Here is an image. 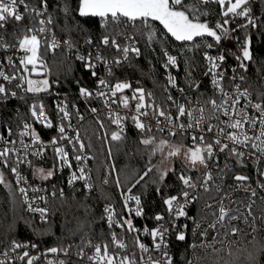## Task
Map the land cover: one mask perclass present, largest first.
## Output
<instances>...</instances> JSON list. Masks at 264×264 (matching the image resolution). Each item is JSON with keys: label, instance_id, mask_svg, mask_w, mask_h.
Masks as SVG:
<instances>
[{"label": "snow or ice", "instance_id": "obj_1", "mask_svg": "<svg viewBox=\"0 0 264 264\" xmlns=\"http://www.w3.org/2000/svg\"><path fill=\"white\" fill-rule=\"evenodd\" d=\"M217 4L222 8L221 19L210 23L206 18L209 12L206 8L211 4ZM23 8V12L20 9ZM49 0H38V3H29V0H0V50L7 52L15 49L18 53H23L19 57L20 68L11 75L7 74L4 69L3 62H0V80L11 84L16 81L15 87L22 90L23 95H19L17 91H13L6 87L5 83H0V103H6L8 100L16 98L25 100L26 96H31V102L28 103V120L18 125L19 131L15 133L16 139H9L14 135L11 126H4V131H0V184H6L4 169L15 175L17 184L22 181L26 182L19 168L25 165L34 170V175L43 181H48L55 174L63 171L65 167L72 168V162L69 159V151L67 146L62 145V141H67L72 151V159L78 165L77 171H72L68 178V184L74 185L77 181H83L84 187L89 191L92 185L88 182L90 177L86 172L84 164L88 157L83 153L85 144L80 138V132L74 130L70 135L69 130H73L71 123L72 113L69 112L67 100L57 102L56 112L59 117L55 127L58 130L59 137H53L50 142L45 143L37 133L35 125H40L45 129L54 127L51 110L45 104L41 94L51 95L49 79L46 74H50L47 62L41 54L42 41L45 52L54 53L61 45L57 41L52 25L56 23V17L52 14ZM56 11L63 14L65 19V29L70 34L74 30L68 25L69 20H74L73 12L82 18H98L100 27L104 29V33L99 38V44L93 40L90 33L87 32L79 23L75 24V30L86 33L83 43L92 50L86 54L80 53L76 43L71 36L63 44L71 52L75 49L76 60L80 61L84 68L90 71L92 77L97 79V89L89 90L87 87H79V95L85 102L92 99H101L105 107L109 109L108 116L112 123L120 127L119 131L111 134V140L120 141L123 139L121 133L124 132L122 121L129 117L121 116L119 113L113 112L112 105L119 104L123 108L129 109L130 97L121 95L117 99L118 93H124L125 90L131 89V100L136 101L134 106L135 115L130 118L134 127L141 133H151L153 131L150 124H146L141 117L149 115L147 109H151L152 114L156 116V130L164 132L167 130L170 137L176 136L177 132L183 137L188 130H193L191 146L173 143L167 139H157L154 135L142 138L140 143L145 146H153V153H165V159L178 157L183 153L184 159L187 161L186 167L189 172H197L199 175L193 178L190 174L180 172L178 180L182 188L176 195L168 196L163 200L166 205V212L169 218V227L161 223L158 227L149 229L147 226L143 228L142 234L151 238V245L141 240V230L137 229L131 216L142 217L144 215L141 206V197L130 195L132 189L128 188L129 195H125L122 191L121 195L125 196L124 206L127 216L121 214L116 216L112 206H105L101 219H106L109 229L113 227L126 231L132 236L130 250L129 242L123 237H118L115 231L111 232V251L107 242L93 243L90 238H81L78 245L71 243L66 246H56L48 248L44 253L32 255L28 248H36V244H26L12 241L10 251L15 253V260L23 262V264H36L41 259V255L47 257L48 254H54L57 259L46 260V264H72L68 259H59V256L69 257L72 253L77 259L76 264H173V257L169 254V244L166 236L170 229H176V221L188 214L185 211L186 206L199 197L192 195L189 191L197 189L199 186L204 192H211L215 189V196L219 199L214 204L206 205L213 209L210 215L212 220L206 221L204 224L196 223V229L199 230L202 238H207L209 231L212 232V238L217 239L221 235L225 237L247 238L251 236V249H243L246 252L247 264H261V257L264 256V241L257 239V234L261 230V225L257 221L264 222V215H256L253 213V200L247 203L237 201L232 198L230 186L224 184L225 177L228 173L232 175L228 178L232 179L235 187L250 192L251 197H256L255 189L251 188L249 182L250 177L243 174L234 173L230 165L225 164L224 168L219 167V154L225 153L228 158L232 159L239 168H246L245 159L251 160L254 164L259 165L264 160V90L252 89L251 85L242 87L246 84L248 77L240 75L238 72L247 73L249 71V62L254 61L252 50L251 36L246 35L242 42L241 54L235 58L238 66L231 69L223 67L227 57L223 53L219 55H210L208 51L203 52L205 61V70L203 75L211 78L213 96L206 100H201L200 95L193 101L185 94V88L180 87L177 78L171 74L174 69H179L178 56L170 54L168 47L169 41L181 42L183 51H192L193 49H213L219 46L222 40L229 38L239 40L238 37L232 36V33L239 28L248 29L249 27L256 29L262 25L257 18L253 16L250 7V0H79L78 5L74 8L72 0H58ZM28 18L32 25L25 29H18L21 35L12 34L15 43H9L6 39L7 27L15 22L20 23ZM237 18L246 20L245 24L238 25L237 28H230V22ZM155 22L163 26L162 32L155 27ZM145 45H159L160 51L165 58L163 68L168 70L166 91L175 89L184 98L186 103H178L170 94L167 100L176 106L175 117L170 111L155 105L154 103H146V96L152 97V93L145 92L142 87L133 88L130 82H116L109 84L108 80L98 75L97 68L102 65L105 69L106 76L113 75L112 65L121 66L124 62L129 61V55L135 58L141 56L140 40ZM190 45V47H189ZM111 47L115 49L118 56L109 60L99 50L100 48ZM153 51L156 49L153 48ZM7 64L9 68L16 69V64L12 56H7ZM186 63L191 61L186 58ZM230 73V74H229ZM30 74L43 77L42 79H32ZM192 72L189 70L185 75L187 88L193 92H197L201 85L193 80ZM264 79V77H261ZM58 83V82H57ZM80 82L77 81V84ZM230 89V90H229ZM218 97V99H217ZM255 97V98H253ZM195 104V107L191 105ZM77 113V119L83 120V116L79 115V109L75 104L72 105ZM92 113H97L96 107H91ZM19 115V114H18ZM43 116L45 119H41ZM160 118H163L162 120ZM182 118L187 123L182 122ZM216 120V124L210 121ZM67 122V123H66ZM167 127H161L165 124ZM101 127L103 123L101 122ZM199 131L200 135L195 133ZM205 132L213 133L209 141L205 139ZM27 138V140L25 139ZM19 143L20 147H16ZM51 147L54 153V161L52 167L45 169L39 163H33L29 156L43 159V153ZM210 165L215 166L217 176H213V170ZM201 169L203 171L201 172ZM152 169L149 168L144 175H148ZM175 171V169H171ZM169 174V170H163L160 173V180H164ZM257 176L264 179V170L257 168ZM144 177L141 176L140 180ZM140 180H137L138 184ZM220 182L217 183L216 181ZM107 183V181H105ZM117 186L120 185V179H116ZM135 187V185H132ZM258 187L264 189V183L258 182ZM55 188V186H53ZM228 189V190H226ZM33 192L41 191V189L32 188ZM29 189L20 187L19 192L23 194L24 202L28 206V210L40 214L41 219L47 222L48 209L41 207H33V203H29L27 195ZM60 195L63 196V189H60ZM160 189L157 188V192ZM53 190L50 195L56 196ZM39 199L47 203L45 196H39ZM264 200V197H261ZM129 201H134L135 209L128 207ZM227 201V204L225 203ZM243 203L244 211L241 210L239 204ZM235 205L236 207H232ZM154 219L158 222L165 220L163 214H156ZM192 219V218H190ZM243 222L244 228L240 227L239 222ZM187 228V225H184ZM250 229V231H248ZM78 231H83V224L78 225ZM70 235L76 232L70 230ZM176 239L184 241L186 233L177 230ZM232 241H229L231 245ZM204 245H200L203 247ZM191 247L196 248L193 244ZM211 247V244H209ZM23 249V251H19ZM73 249L75 251L73 252ZM91 249V251H86ZM139 253V257H137ZM152 253H157L153 256ZM231 255V253H229ZM0 264H15V261L9 258V250L0 252ZM188 264H194L189 261Z\"/></svg>", "mask_w": 264, "mask_h": 264}, {"label": "trees", "instance_id": "obj_2", "mask_svg": "<svg viewBox=\"0 0 264 264\" xmlns=\"http://www.w3.org/2000/svg\"><path fill=\"white\" fill-rule=\"evenodd\" d=\"M29 2L36 4L38 0H29ZM57 2L58 0H49V10L56 17V23L54 24L56 35L64 41L71 36V39L82 53L92 50L83 43L87 34L76 31L75 24L79 23L87 29L96 44H99V38L104 33V29L100 27L98 19H82L76 12H73L74 20L67 22L74 29L70 34L68 31L62 30L65 29V19L62 13L56 11ZM78 3L79 0H72L74 8ZM250 7L253 16L264 18V0H250ZM206 10L209 15L202 19H207L212 24L221 19L222 8L219 5L213 3ZM27 22L26 20L9 24L6 39L11 43H15L12 34L21 35V31L17 30L27 28ZM245 23V19L238 18L235 22L231 21L229 27L237 28L238 25ZM258 23L264 25V19L258 20ZM155 27L159 32H162L163 28L159 24L155 23ZM246 35L251 36L252 39L254 61L249 63L247 73L242 72V75L248 77L243 87L251 85L252 89L264 90V81L261 79L264 73V26L256 29L251 27L248 29L239 28L232 33V36H238L243 41ZM231 39L222 40L221 44L213 49L201 47L192 51H183L180 43L169 41L166 47L179 58L180 68L177 78L179 85L185 88V92L195 98L202 93L200 95L202 101L210 96L208 77L203 75L205 70L203 52L223 53L229 60H232L234 55L237 54V50L233 42L234 39ZM139 46L141 47V56L139 58L131 57L128 62L119 67H114L111 78L138 79L145 92L152 93V97H146L166 108L162 67L163 54L160 47L159 45L147 46L142 39ZM153 48L156 50L153 51ZM99 50L108 59L118 56L115 49L111 47L100 48ZM41 54L47 62L48 69H50V74H46L48 79L51 82H58L56 90L61 92L71 108L75 104L80 112L87 115L91 107L100 104V101L95 99L85 102L80 98L79 87L83 86L93 90L97 87V79L92 77L90 71L86 70L80 61L76 60V52L69 53L63 47L56 49L54 53L45 52L42 41ZM186 58L191 61L190 64L185 62ZM189 70L192 72L191 78L201 85L197 92L187 88L185 75ZM97 71L101 77L99 66ZM77 81L80 83L77 84ZM41 95L45 102L52 107L50 95ZM25 100L31 102V96H26ZM25 100L10 99L6 103H0V112L6 122L14 126L21 123L23 119L28 120V103ZM100 115L103 119V127L95 118H87L82 125L84 140L92 157L97 193L88 195L83 191L69 190L64 196L58 195L52 198L49 219L47 222H41L24 212L17 194L0 185V248L8 246L14 240L17 242L36 240L51 247L66 246L69 243L78 245L85 233L87 234L85 238H90L95 242H108L109 231L105 225V220L101 219L104 216L103 208L107 204H114L120 214H125L126 210L121 192H127L128 188H131V192L141 197L144 217L148 221L154 220L155 215L158 213H166V205L163 200L181 191L182 185L178 180V174L182 171L187 174L188 167L181 162H177L172 168L175 171L170 170L168 176L161 181L160 173L163 170L154 167L153 146H145L140 141L146 136L154 135L157 142L160 139H172L191 146V140L186 136L181 137L180 134L170 137L168 134L156 131L153 128L151 133L141 134L134 127L133 121H127L122 135L123 139L113 141L109 138L110 133L113 131L112 123L103 114ZM149 168L152 171L145 176L144 173ZM108 174L110 176L107 183H104L103 178ZM141 176L144 177L142 180H140ZM117 177L120 179L119 186L116 184ZM137 180H140L138 184L136 183ZM132 185H135V187H132ZM157 188L160 189L159 192H157ZM80 224H83L82 232L78 231V225ZM70 230L76 232V234L70 235ZM128 238L131 244L132 236L129 234ZM173 243L180 264H185L191 249L190 237L187 236L184 241L174 240ZM251 247V243H246L241 247L221 248L210 253L198 254L196 264H247L246 252L243 249H251ZM67 259L72 264H76L75 257L69 256ZM261 264H264V256L261 257Z\"/></svg>", "mask_w": 264, "mask_h": 264}, {"label": "built area", "instance_id": "obj_3", "mask_svg": "<svg viewBox=\"0 0 264 264\" xmlns=\"http://www.w3.org/2000/svg\"><path fill=\"white\" fill-rule=\"evenodd\" d=\"M29 3H32V2H29ZM20 11L23 12V8H21ZM237 19H235L233 22H235ZM26 20L29 22V23L27 22V27H30L32 25V22L27 17L25 18L24 21H26ZM51 27H52V29L55 32L54 25H52ZM55 36H56L57 41L61 45L57 49H60V48L63 47V48H66V50L70 53V51L67 49V47L63 44L64 40L59 38L56 35V32H55ZM235 37H238V36H235ZM233 42H234L235 46L239 50H241L243 40H241L239 38V40L234 39ZM9 43H11V42H9ZM71 52H76V51L74 49ZM208 52H209L210 55H214V56L220 54V53L215 52V51H208ZM80 53H82V52H80ZM86 53H82V54H86ZM170 54L175 55V54H173L171 52H170ZM240 54H241V51H240ZM240 54H235L234 55V59H232V60H229V58H227L225 63H224V65H223V67H225L227 69H231L233 67H237L238 66V61L236 60L235 57L237 55H240ZM22 55H23V53H18V52L15 51V49H10L7 52H5L3 50H0V62H3L4 69H5L7 74L11 75L14 71H16L17 69L20 68L19 57L22 56ZM7 56H12L13 57V61L16 64V69L9 68V66L7 64V59H6ZM131 57H134V56L132 54H130L129 55V60H130ZM109 60H112V59H109ZM126 62H128V61H126ZM178 62H179V59H178ZM203 62H204V65H205L204 58H203ZM164 63H165V58L163 57L162 65ZM99 67H100V70H101V77L106 78L108 80L109 84H115L116 82H130L132 84L133 88L141 87V82L138 79L128 80V79L111 78V76H106L105 69H104V67L102 65H100ZM114 67H119V66L112 65V68H114ZM163 71H164V94H165V101H166V108H164V109L170 111L171 114L173 115V117H175L176 106L173 105L170 101L167 100V95L169 94V92L177 100L178 103H186V101L181 96V94L178 91H176L175 89H170L169 88V90L166 91V86H167V83H168V81H167L168 70L163 68ZM178 72H179V69H174V70L171 71V74L177 78V73ZM238 72H239L240 75H242V71H239V69H238ZM39 77H41V76H37L35 74H30V78H32V79H36V78H39ZM263 77H264V73H263ZM177 81H178V78H177ZM263 81H264V79H263ZM0 83H5L6 87L10 88L13 91H17L18 96L19 95H23L22 90L15 87V85L17 83L16 81H13L11 84H7L6 82H3L2 80H0ZM49 83L51 85V88H50L51 95H50V97L52 99V107H50L47 104V102H45V104L51 110V117H52V121H53L54 127L51 128V129H45V128L41 127L40 125H35L37 133L40 135L41 139L45 143L50 142L53 137H57V138L59 137L58 130L55 127V125L59 121V117L57 115L55 105H56L57 102L65 100V98L63 97L61 92L56 90L57 83L55 81L51 82L50 80H49ZM208 86L210 88V96H213L214 93H213V89H212V85H211L210 76L208 77ZM242 87H243V85H242ZM96 89H97V87L94 88L92 91H95ZM185 94L187 95V97H189L193 101L196 99L193 95H191V94H189L187 92H185ZM43 95H45V94H43ZM121 95H128L130 97V107H129V109H125V108L122 107V105H119V104H113L111 110L113 112H115V113H119L121 116L129 117L128 119H124L122 121V127L124 128V131H125L126 122L127 121H132L130 117L132 115L136 114L134 112V106H135L136 101H132L131 100V95H132V90L131 89L125 90L124 93H122V94L118 93L117 94V99ZM46 96H47V94H46ZM210 96H208V97H210ZM14 99H16V98H13L11 100H14ZM217 99H218V97H217ZM95 100L100 101V104L96 106V108L98 109V112L97 113H92L90 111V109H89L88 114L85 115L84 113L79 111V115L83 116V120H78L77 119V113L75 112V110L73 108L70 107V105L68 103V105H69L68 110H69V112L72 113L71 123L73 125V130H69V134L71 135L74 130H78L80 132V138L85 144V149H84L83 153H78V154H84V155H86L88 157L86 164H84L82 166L85 167L86 172L89 174L90 179H89L88 182L93 186L91 191H89L87 188L84 187L83 181H77L74 185H69L68 182H67L68 178L70 177L71 172L72 171H77V169H78L77 163L75 162L74 159H72V151H71L70 146L67 145V141H62L61 143H62V145L67 146V148H68L69 159L72 162V168L68 169L67 167H65L63 169V171L58 172L57 174H55L53 176V178H51L48 181H43V180L38 179L34 175V170L33 169L28 168L25 165H21L19 170H20L21 174L24 177H26V182L22 181L20 184H17L16 180H15V175L10 173L8 171V169H6V168L4 169L6 184H1V185L7 187L11 191H13L15 194H17V196L20 199L22 208H23L24 212L27 215H29L31 217H34V218L38 219L41 222H44L41 219V216H40L39 213L32 212V211L28 210V206L24 202L23 194H21L19 192V188L20 187H25V188L29 189L27 195L29 197V203H32L33 200H34L33 207L47 208L49 210L48 211V215H47V220L49 219V216H50V201H51L52 198H54V197H52L50 195V193L53 190H55L56 193H57L55 197L60 195V191H59L60 189H63V196L69 190H74V191H77V192L83 191V192H85L88 195H92L94 193H97L98 189H97L96 181H95V178H94V171H93V166H92V157L90 155V152H89L88 147H87V145L85 143V140H84V136H83V133H82V125H83L84 121L87 118H90V119L95 118L96 121L101 123L103 121V119H102L100 114H103L111 123H112V121L109 119V116H108L109 109L103 105L102 100L101 99H95ZM146 103H154L155 105H158V106L162 107L161 104H158V102H154V100H150L147 97H146ZM191 106L195 107L196 105L193 104ZM147 110L149 111V115L146 116V117H141V120L144 121L146 124H150L152 126V128L154 130H156L157 118H156L155 115L152 114V111H151L150 108L147 109ZM41 119L43 120L45 118L43 116H41ZM160 119L162 120L163 118H160ZM25 120L26 119H23V121H25ZM182 122L187 123V121L184 120V118H182ZM210 122L212 124H216L217 123L216 120H211ZM21 123H19V124H21ZM19 124L14 125V126L9 124L8 122L5 121L3 115L0 112V131H4V126L5 125L11 126L12 129H13L14 135L12 137H9V139H16L17 138L15 136V133L17 131H19V128H18ZM112 125H113V131L112 132L120 130V127L117 126L116 124L112 123ZM160 126L166 128L167 127L166 122H165V124H161ZM40 128H41V132H40ZM192 131L193 130H191V129L188 130V132H186L184 134V136L188 137L191 140ZM112 132L109 135L110 139H111ZM123 133H121V135H123ZM163 133L168 134L167 130H165ZM177 134H180V133L177 132ZM195 134L197 136L200 135L199 131H196ZM212 136H213V133L205 132L206 141L210 142ZM25 139L27 140V138H25ZM191 142H192L191 143V145H192L193 141L191 140ZM16 147H18V148L20 147L19 143H17ZM29 159H32L34 164L35 163H39L40 166L44 167L47 170V169L52 167V164H53V161H54V153L52 152L51 147H49L46 151H44L42 160H37V158L32 157V156H29ZM245 163L247 164L246 168H239V167L236 166L235 162L232 159L228 158V156L225 153H220L219 154V167L220 168H224L225 164H228V165H230L232 167L234 173H238V174H243V175L249 176L250 180H249L248 183H250L251 188L255 189V191L257 193L256 197H251L250 192L245 191L242 188L241 189L236 188L233 180L228 178V177H230L232 175V173H228L227 176L225 177L224 184L227 185V186H230L232 198L234 200H237V201H243L244 203H247L249 200H253L254 201L253 213L256 214V215H264V200L261 199V197H264V189H261V188L258 187V182L259 183H264V179H259L258 180V176H257V168H259L261 170H264V160H262L259 165H256L251 160H248L246 158L245 159ZM188 167H190V166H188ZM210 168H212V170H213V176L216 177L217 176V172L215 170V166L214 165H210ZM202 171H203V169H201V172ZM187 174L192 175L193 178H196L199 175V173L194 172V171H192V172L188 171ZM109 176H110V174H108L106 177L103 178V182L104 183H105V181L108 180ZM216 182L219 183L220 181L217 180ZM53 186H55V188H53ZM32 188L41 189V191L33 192L31 190ZM226 190H228V189H226ZM189 191H190V193L192 195L198 196L199 198L186 206L185 211L187 212L188 215L186 217L179 218L176 221V229H170L169 233L166 236V241L169 244L168 251H169V254L173 257V264H180L178 256H177L176 252L174 251V243H173L174 240L178 241L176 239L177 230L184 231L186 233V237L187 236L190 237L191 245H193V244L197 245L196 248L191 247L190 252H189V254L187 256L185 264H188L189 261H194V264H196L197 255L198 254L210 253V252H213V251H217V250H219L221 248L241 247L242 245H244L246 243H250L251 236H249L247 238L225 237L223 235V230H220L221 231V235L217 239H213L212 238L211 230L209 231V235H208L207 238H202L200 236L199 230L196 229V223L198 222V223L204 224L206 221H210V220L213 219V217L210 215V213L213 211V209L208 208L206 205L214 204L215 200L219 199V197L215 196V189H213L211 192H207L206 193L202 189H200L199 186H198L197 189H195V190L189 189ZM125 195H129V193L125 192ZM130 195L139 196L138 194H135L133 192H131ZM39 196H45L46 199H47V203H45L44 201H41L39 199H35L36 197H39ZM122 199L124 200L125 196H122ZM225 203L227 204V201H225ZM105 206H112L116 216H120L121 215L119 213V211H118V208L114 204H107ZM105 206H104V208H105ZM141 206L143 207L142 200H141ZM128 207L135 209L136 206H135L134 201H129ZM232 207H236V206L233 205ZM239 207L241 208L242 211H244L243 203L239 204ZM104 208H103V212H104ZM143 211H144V209H143ZM105 215L106 214L104 213V216ZM123 215L127 216L128 214L126 212ZM163 215L165 216V220L162 221V222H158L155 219L152 220V221H148L144 217V215L142 217H136L134 215V212H133V215L131 216V219L133 220L134 226L137 229L141 230V240H142V242H144V243H146L148 245H151V243H152L151 238L149 236H145V235L142 234L143 228L145 226H147L149 229H152V228L158 227L161 223H163L166 227H169L168 213L166 212ZM190 218H192V219H190ZM104 220H105V225H106V227L108 228V231H109V238H108V242H107L109 244V250L110 251L112 250L111 249V232L112 231H115L118 237H123L126 241H128L130 250H132L131 244H130V240L128 238L129 233H127L126 231L122 232L121 229L116 228V227H113L112 229H109L106 219H104ZM239 223H240V227H242V228L245 227V225L243 224L242 221L239 222ZM257 224L261 225V230L257 234V239H259L261 241H264V222L257 221ZM184 225H187V228H184ZM248 231H250V229H248ZM229 241H232L231 245H229ZM18 242L26 243V244H29V245L36 244L37 245L36 248H31V247L28 248V251L32 255L42 254L48 248H51V246H48L47 244L38 242L36 240L18 241ZM92 242L93 243H101V244L103 243V242H95L93 240H92ZM209 244H211V247H209ZM200 245H204V246L200 247ZM10 248H11V244H9L8 246H6L4 248H0V252H3L4 250H9V258L10 259L14 260L15 263H23L21 261L15 260L16 254L12 253L10 251ZM19 251H23V249H21ZM74 251H75V249H73V252ZM86 251L90 252L91 249H86ZM152 255L155 257L158 254L157 253H152ZM69 256L75 257L72 253H70ZM137 257H139V253H137ZM0 258H3V257H0ZM67 258L68 257H64L62 255L59 256V259H67ZM48 259L55 260V259H57V256L54 255V254H48L47 257H45L44 255H41V259L39 261H37L36 263L46 264V260H48ZM84 264H88V262L85 261Z\"/></svg>", "mask_w": 264, "mask_h": 264}, {"label": "rangeland", "instance_id": "obj_4", "mask_svg": "<svg viewBox=\"0 0 264 264\" xmlns=\"http://www.w3.org/2000/svg\"><path fill=\"white\" fill-rule=\"evenodd\" d=\"M236 50H237V54H240L241 50H239L237 47H236ZM42 78L43 77H39L36 79H42ZM170 141L173 143L181 144L180 142L173 141L172 139H170ZM184 145L188 146L186 144ZM166 152H167V149H165L164 154H161L160 152H155V154L153 153L154 167H156L159 170H169L170 171L177 162H181L187 165V161L184 159L183 153H181V155L178 157H171L169 159H165Z\"/></svg>", "mask_w": 264, "mask_h": 264}, {"label": "water", "instance_id": "obj_5", "mask_svg": "<svg viewBox=\"0 0 264 264\" xmlns=\"http://www.w3.org/2000/svg\"><path fill=\"white\" fill-rule=\"evenodd\" d=\"M80 17V16H79ZM80 18H82V17H80ZM82 19H86V18H82ZM96 19H98V18H96ZM155 23H157V24H159L158 22H155ZM160 25V24H159ZM162 28H163V26L162 25H160ZM178 43H180L181 44V42H178ZM250 63V62H249ZM1 185V184H0Z\"/></svg>", "mask_w": 264, "mask_h": 264}]
</instances>
